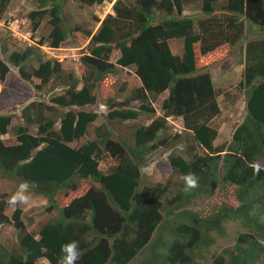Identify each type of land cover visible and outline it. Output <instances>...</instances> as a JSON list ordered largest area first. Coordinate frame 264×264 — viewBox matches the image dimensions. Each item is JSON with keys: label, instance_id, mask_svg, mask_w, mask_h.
I'll return each mask as SVG.
<instances>
[{"label": "trees", "instance_id": "obj_1", "mask_svg": "<svg viewBox=\"0 0 264 264\" xmlns=\"http://www.w3.org/2000/svg\"><path fill=\"white\" fill-rule=\"evenodd\" d=\"M35 1L36 10L27 15L31 32L46 17V36L10 53L0 46V84L13 71L33 91L18 112H9H17L9 141L2 139L11 114L0 115V177L18 187L29 182L31 194L45 200L44 213L54 211L56 218L31 234L21 210L7 216L10 205L0 200V226L16 232L15 246L0 244V264H61V246L71 241L79 243L77 264H130L138 257L135 264L264 263V0H198L196 19L181 15L191 0H115L94 32L69 30L62 0ZM9 2L0 0V18ZM255 26L257 34L251 33ZM79 33L86 45L74 78L44 58L40 47L57 49ZM172 40L181 42L179 56L169 50ZM236 45L243 68L235 87L243 92L233 104L242 117L227 140L213 145L217 134L208 124L220 108L198 61ZM129 67L130 81L113 78L116 68ZM162 93L167 95L155 116L152 103ZM97 103L102 123L91 140L72 146L96 120L88 108ZM140 116L155 117L135 125ZM169 117L180 120L182 134L167 135ZM157 149L168 151L175 176L170 187L141 180L140 170ZM256 163L258 175L251 166ZM188 173L198 187L186 192ZM228 188L235 205L194 210ZM229 222L243 231L217 251Z\"/></svg>", "mask_w": 264, "mask_h": 264}, {"label": "rangeland", "instance_id": "obj_2", "mask_svg": "<svg viewBox=\"0 0 264 264\" xmlns=\"http://www.w3.org/2000/svg\"><path fill=\"white\" fill-rule=\"evenodd\" d=\"M114 0H102L100 4L92 6H85L75 4L69 0H62V11L61 16L69 30L74 27L81 28L82 31L94 32L99 26L101 20L107 15L111 14V4ZM218 5L223 4L224 0H217ZM199 1L191 0L182 9L181 15L191 16L194 19L201 16L199 10ZM35 0H10L5 11L0 18V46L7 53L18 49L21 50L26 46L35 45V42L41 37H45L49 31L47 25V18L44 17L40 21V25L35 32H31L30 21L28 20V13L36 10ZM79 33L77 35H71L69 39L61 43L59 48L51 50L46 47H40V50L44 54V58L51 59L58 62L60 69L63 72L72 74V77L78 78L80 75L79 57L85 52L86 41ZM81 40V43H79ZM82 40L84 42H82ZM168 47L173 55L179 56L181 54V42L179 40H172L168 42ZM239 46L236 45L234 48L221 47L220 55L211 57L208 59L199 60L198 63L202 67L199 69L201 72H208L212 78V84L214 90L217 93V103L220 108L219 115L213 118L209 122V127L216 131L215 145L221 144L227 140L230 136L232 128L238 124L242 117V110L236 107L233 103L236 98L240 95L239 89L235 86L238 83L239 78ZM4 60V59H3ZM133 74V69L129 68H116V74L113 78L122 79L124 81H130ZM79 87V86H78ZM236 90V91H235ZM58 93V92H57ZM225 94L227 96L225 97ZM33 95V91L29 85L20 81L13 71L6 77L3 83L0 84V115L8 114L11 111L18 112V109L28 102L29 97ZM167 93L160 94L156 100L152 103V107L155 112V116L160 115L159 106L166 97ZM34 100H38L35 98ZM46 100V99H44ZM100 104H96L93 107L88 108L97 114L96 120L90 124L83 138L78 142H73L71 145H79L83 141L91 140L93 137V129L99 126L103 117L101 116L103 109ZM17 112L11 114V120L7 127V134L4 135L2 140L9 141L10 132L9 129L17 124V118L15 115ZM153 116L151 119H153ZM151 119L144 120L142 117H138L135 121V125H147ZM166 133L170 137L175 133H181V122L173 118L166 119ZM2 138V137H1ZM11 143V142H10ZM181 149L178 145L176 151ZM168 151L157 149L149 155L145 161L144 167L140 170L141 180L143 184H166L171 186V182L175 179L170 171L166 156ZM176 153V152H175ZM85 186V185H84ZM18 186L12 181L2 179L0 177V200L7 203L9 197L16 192ZM30 196V202L27 206L17 205L16 208L21 210V220L26 227V231L31 234H36L38 228L48 222L49 220L56 218V213L53 211L49 214L44 213L43 208L45 206V200L39 196H34L28 191ZM220 203H227L235 205L232 188H228L225 195L213 194L210 200L199 202L196 204L194 210H199L203 213L211 211V207L219 205ZM10 206L8 208L7 216L10 215L11 211L15 208ZM226 236L224 240L216 242L214 245L217 246V251H220L226 247L233 245L236 234L243 231L236 222H229L226 225ZM16 232L11 225L0 226V244L9 249L15 246ZM213 249V248H212ZM211 252V251H210ZM136 258V260H138ZM134 260L130 264H135ZM28 264H47L44 260H38ZM258 264H264L262 261Z\"/></svg>", "mask_w": 264, "mask_h": 264}, {"label": "clouds", "instance_id": "obj_3", "mask_svg": "<svg viewBox=\"0 0 264 264\" xmlns=\"http://www.w3.org/2000/svg\"><path fill=\"white\" fill-rule=\"evenodd\" d=\"M251 166L253 167L254 174L258 175L261 170V165L259 163H256ZM183 180L185 182L186 192L198 187V178L193 173H188L187 175L183 176ZM29 188V182H21L16 192L9 197L7 203L13 207L17 205L27 206L30 202V196L28 195ZM61 252L63 253V256L61 257V264H77L81 256L79 250V243L77 241H71L66 244H63L61 246Z\"/></svg>", "mask_w": 264, "mask_h": 264}, {"label": "crops", "instance_id": "obj_4", "mask_svg": "<svg viewBox=\"0 0 264 264\" xmlns=\"http://www.w3.org/2000/svg\"><path fill=\"white\" fill-rule=\"evenodd\" d=\"M257 32H258V29H257V27L255 26L252 30H251V33H253V34H257ZM245 41H248V40H244V42ZM238 46H240V45H238ZM243 46V45H242ZM240 57V60L238 61V65H239V78H238V82H240V80H241V73H242V68H243V50H241V55L239 56ZM208 73V72H207ZM210 75V74H209ZM211 77V76H210ZM211 81H212V78H211ZM214 88V87H213ZM239 92H243V89L242 88H240V90H239ZM240 93V94H241ZM216 139H217V137H216ZM216 139L213 141V145H215V141H216Z\"/></svg>", "mask_w": 264, "mask_h": 264}]
</instances>
